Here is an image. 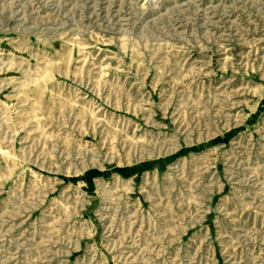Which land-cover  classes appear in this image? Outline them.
I'll use <instances>...</instances> for the list:
<instances>
[{
    "label": "rangeland",
    "instance_id": "374dc122",
    "mask_svg": "<svg viewBox=\"0 0 264 264\" xmlns=\"http://www.w3.org/2000/svg\"><path fill=\"white\" fill-rule=\"evenodd\" d=\"M0 264H264V0H0Z\"/></svg>",
    "mask_w": 264,
    "mask_h": 264
},
{
    "label": "bare ground",
    "instance_id": "6f19581e",
    "mask_svg": "<svg viewBox=\"0 0 264 264\" xmlns=\"http://www.w3.org/2000/svg\"><path fill=\"white\" fill-rule=\"evenodd\" d=\"M112 1H113V0H112ZM145 1H146V0H145ZM149 2H150V1H149ZM149 2H148V3H149ZM148 3H147V4H148ZM144 5H145V4H144ZM140 8H141V7H140Z\"/></svg>",
    "mask_w": 264,
    "mask_h": 264
}]
</instances>
